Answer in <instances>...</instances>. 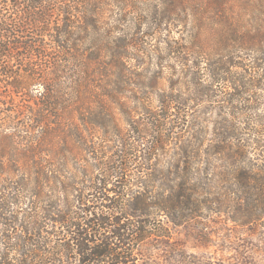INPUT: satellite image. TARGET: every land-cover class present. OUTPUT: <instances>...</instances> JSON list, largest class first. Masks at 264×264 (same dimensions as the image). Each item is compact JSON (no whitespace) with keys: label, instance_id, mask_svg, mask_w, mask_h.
<instances>
[{"label":"trees","instance_id":"obj_1","mask_svg":"<svg viewBox=\"0 0 264 264\" xmlns=\"http://www.w3.org/2000/svg\"><path fill=\"white\" fill-rule=\"evenodd\" d=\"M159 1L112 41L99 35L108 0H0V264H135L138 246L169 237L162 216L172 227L209 211L262 221L264 2L257 31L207 56L186 12L231 0ZM146 24L189 28L165 41L174 80L173 67L146 76ZM208 101L211 140L192 109Z\"/></svg>","mask_w":264,"mask_h":264},{"label":"rangeland","instance_id":"obj_2","mask_svg":"<svg viewBox=\"0 0 264 264\" xmlns=\"http://www.w3.org/2000/svg\"><path fill=\"white\" fill-rule=\"evenodd\" d=\"M260 1L264 2V0H231L223 6L220 5L222 7L212 5L213 14L204 16L194 15L195 7L199 5L195 4L186 12L190 14L188 27L194 23L201 24L198 44L200 43V48L202 47L207 56L212 55L226 47L229 37H247L254 29L258 30L259 25L262 24ZM124 3L131 4L125 12V17L122 11ZM206 5H208L206 1L201 2L202 8ZM159 9H162L159 0H108L104 7V15L102 14L104 21L99 35L101 38L107 36L112 41L123 35L128 37L135 35V22L138 19L145 20L151 10ZM188 27L174 24L173 26H161L160 30L154 32V30H149L146 24L138 29L139 34L142 32L146 35L141 40V47L137 49L147 52L144 59V70L147 77L159 69L167 72L169 67H173L175 71L171 78L173 80L177 78L179 71L177 60L174 56L167 55L165 41L181 38L185 42ZM158 55L162 59L158 58ZM236 56L240 58L238 60L242 65H249L247 52L237 53ZM201 67H204V64ZM169 78V74H162L161 89L165 91L169 89ZM204 80L209 82L206 77ZM31 90L40 91L41 89L32 86ZM2 91L3 94L9 93V89L6 88ZM14 98L16 101L23 100L25 92L18 93ZM153 102V105L157 106L155 99ZM217 107L218 103L208 101L197 103L192 108L197 113L205 112L203 114L206 121L204 126L208 140L213 138V121L217 117L215 111ZM7 130L14 132L12 127ZM175 147L176 144L168 147L170 153L163 158V167L166 166L170 154L176 150ZM250 157L253 164H258L254 156L250 155ZM127 220L133 222L134 218L130 217ZM160 220L168 229L169 237L158 240L150 239L138 246L135 264H264V217L261 222L246 226L236 225L227 214L213 211L206 212L203 216L179 227L169 226L165 216H162Z\"/></svg>","mask_w":264,"mask_h":264}]
</instances>
